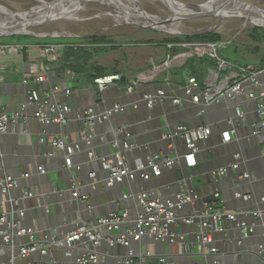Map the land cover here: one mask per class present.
I'll list each match as a JSON object with an SVG mask.
<instances>
[{
	"label": "crops",
	"instance_id": "obj_1",
	"mask_svg": "<svg viewBox=\"0 0 264 264\" xmlns=\"http://www.w3.org/2000/svg\"><path fill=\"white\" fill-rule=\"evenodd\" d=\"M59 1L61 0H31V2L30 0H0V12L9 14L33 7V3L36 6L44 3L56 4ZM168 1L181 12L194 5L207 4L213 0ZM106 2L108 4L85 1L79 5L62 9L57 17L33 19L19 23L21 25L15 32H8L0 37V44L6 46L4 49H0V111L5 110L11 118L16 117H13L15 119L9 122L8 130L0 134V175L8 174L17 177V186L10 190L9 195L12 194L20 200H25L24 206H26L23 208V213H19L20 218L14 217L13 221L20 223L22 227L34 228V241L39 246L47 248V253L44 255L34 252L27 257H22L18 254L17 248L25 243L27 238L14 235L11 237L10 244L0 245V264H23L26 259L31 260L32 264H76V257L83 251L80 245H74L71 248V253L70 251L66 253L65 249L51 245V241L47 240L45 234L51 223L57 222L55 216L57 210L65 211L73 208L72 203H69L73 198L72 191L68 192L66 189L71 183L72 173H69L68 168L65 167L61 153L56 152L52 157H47L46 152L50 150V146L46 142H40L39 137L46 133H58L57 136L68 142L77 139L79 122L76 119V111H83L93 102H95L98 111L105 109L111 103H122L124 109L114 114L110 122L126 126L134 132L138 140L144 142V153H147L148 150L153 153L168 151L171 147L170 155L177 159L185 153L186 148L181 139H178L174 146H166L160 137L164 127L168 128L169 125L175 126L178 123L188 126L204 123L211 127L210 136L199 143L200 150L196 153L197 163L192 170L190 183L181 186V190H191L198 194L199 199L193 204L175 208L178 216L193 215L198 218L200 212L198 208L211 203L221 213L235 212L236 215L239 214L240 207L248 206L255 211L264 209L259 202V197L264 196V131L251 134V131L259 123L254 99L249 98L246 92L236 97L234 100L236 104L222 98L211 103L205 109V113L200 116L197 114L198 106L191 103H186L183 107H175L167 98L149 108L141 98L143 93H154L158 89H164L175 96H184L185 76L192 70L190 68L179 70L180 59L174 61L170 71L159 68L165 58L167 38L169 36H184L182 33L189 32L186 30L193 31L212 25L224 5H213L214 7L204 9L208 12L202 11L194 15L202 18L199 23H186L190 27L180 26L178 29L165 31L171 33L168 35L164 34L161 28L138 25L134 21L129 22L128 18L122 17L124 12L134 13L137 11L135 3L128 10L119 12L109 6L112 5L109 0ZM89 10H94V12L89 13ZM86 12H88L87 15L83 17V13ZM261 13L260 15L264 14ZM234 15L235 18L240 16L238 12ZM120 17L124 18V21H120ZM227 17L228 15L221 22ZM185 19L180 22H184ZM248 20L249 17L241 25L229 23L227 26L221 27L223 33L221 39L227 42L221 48L232 45L235 40L237 45L234 51L240 59L235 63L263 70L264 26H253L250 31L244 33L243 27L246 26ZM106 21L108 22L106 23ZM217 28L216 31H219V24ZM148 29L154 33L151 34ZM255 29L258 30L256 34ZM13 33L26 37L14 38L11 35ZM202 41L207 40L202 39ZM48 44L65 45L70 49L67 51L69 66H73L74 69L79 67L80 71L76 72V69H71L72 74L69 75L66 74L65 68L54 65L47 72V78L44 81L35 82L34 76L42 71L41 62L45 59L43 47ZM79 49L83 51L79 53L80 58L76 61L73 54H76ZM89 52L90 59L86 62L83 61L81 55ZM150 58L154 60V66L149 63ZM81 62L84 63V66H78ZM213 65H199L202 78L205 76L207 68ZM100 69L105 71L114 69L122 74V79L103 91L104 95L102 94V96L105 100L96 101L97 89L93 80L96 77L95 73ZM260 74L254 89L256 93L259 90L264 91V75ZM24 79H27L28 82L24 83ZM129 79H135V86L133 92L128 94L125 92V86ZM69 81L73 84L72 93L67 96L58 92L55 95L56 101L66 104L70 108L68 121L65 125H53L45 129L35 119L33 105H28L29 108L25 112L23 108L21 109V106L27 102V94L30 90L38 88L42 92L49 86H62ZM133 103H136V106H133ZM233 105L240 109L245 119L242 125H238L237 128H234L228 121L231 113L235 111ZM44 111L48 112V108L45 107ZM231 127L234 130H231L233 129ZM98 130L100 133L95 142L99 143L94 142L95 152L100 157L107 156V148L102 142V139L108 137L107 122L98 125ZM224 130L233 131L231 140L225 144L221 141V131ZM235 153L241 154L239 167L235 171L250 173L253 178H250L248 182L237 183L242 179V175L231 177L235 171L229 165L234 161ZM71 158L75 167L79 166L77 170L74 167L73 175L79 182H74L73 187L74 189L80 187L79 193L85 196L83 202L91 204L83 212L85 221L89 224H92L93 217H101L111 210H128L135 213L139 209V205L136 197H133V193L143 188H152L161 197H173L175 189L171 184L179 172L184 174V165L179 160L173 167L163 168L160 175L151 177L147 181H143L139 177L132 183L125 180L122 182L123 185L112 187V193L106 189L108 186L104 187L108 172L102 166L100 158L89 159L84 150L76 151ZM136 161L138 160L131 159L128 164L134 167ZM219 166L227 167L230 174L226 175L224 179L222 178L218 184L219 198L214 200L212 191L217 184L214 171ZM38 168L44 169L45 173H40ZM89 171L96 172V187L82 186L83 181L90 180ZM26 172L29 174L28 177H19ZM28 193H32V195L30 196ZM122 193L127 194L126 200L122 198ZM49 197L53 200H49ZM116 198L118 201L115 200ZM40 199L44 203L43 205H40ZM34 208L38 210V214L33 217L31 213ZM252 211H246L247 213L240 216V219L246 221L247 225L253 227L252 232L241 243H238L241 232L234 221H229L226 218L221 219L217 224L219 230L212 231V243L218 249L216 257L223 264H263L264 259L255 251L264 239V222L262 220L264 212L261 216H257L254 215L255 211ZM5 215L10 217L9 208L0 204V217ZM129 224V222L124 223L122 227L113 231V235L121 234ZM0 227H2V223ZM62 227L59 226L60 236L67 233H62ZM97 229L101 231L102 235L109 233L100 227ZM171 229L173 233L183 234L186 241L193 237L190 226L185 223L172 225ZM53 238L59 239L56 236ZM177 240L176 243L154 242L153 239L145 236L141 242H132L129 247L119 245L114 249L108 243H100L95 250L100 257L98 264H117V258L126 255L130 248L135 254L141 252L143 254L150 253L151 256L164 255L173 264H207L210 262L208 256L203 257L194 255V253L180 254L181 243L178 237ZM239 246L243 247L244 251L239 249ZM199 250L198 244L195 242L193 251L197 253Z\"/></svg>",
	"mask_w": 264,
	"mask_h": 264
},
{
	"label": "built area",
	"instance_id": "obj_2",
	"mask_svg": "<svg viewBox=\"0 0 264 264\" xmlns=\"http://www.w3.org/2000/svg\"><path fill=\"white\" fill-rule=\"evenodd\" d=\"M144 21L139 22L141 23ZM157 21L158 20L155 19L151 22L154 25H158L159 23ZM226 44L227 42L224 40L202 41L198 39L165 43L166 54L159 67L162 70L170 71L176 59H180V67H185L186 61L195 57L196 53L210 57L214 60V65L207 68L206 74L201 82L193 74L186 73L185 84L183 85V97L169 94L164 89H158L154 93H143L141 98L149 108H152L157 102L167 98L175 107H183L186 103H191L200 107L197 114L201 116L205 113L206 107L211 103L217 102L221 98L232 100L241 93L246 92L249 98H257L258 100L256 113L259 117V123L256 125L253 134L264 131V91L259 90L257 93L254 91L258 80L257 77L264 69L262 70L249 65H240L220 57L217 51ZM5 47V45L0 44V49H4ZM43 48L45 59L41 62L42 71L34 76V81L37 83L47 78V72L54 65H56V67L62 66L64 52L66 50V46L60 44H48ZM149 63L152 66L155 65L152 58L149 59ZM184 67L182 69H189V67ZM65 70L66 74H72L69 69ZM167 76L169 75L167 74ZM121 79L122 74L118 72L95 77L93 82L97 89L96 98H100L101 91L108 86H113ZM23 81L24 83L28 82L27 79ZM134 86L135 79H129L125 86V92L128 94L132 93ZM72 88L73 84L69 81L62 86H49L42 92H40L38 88L32 89L27 94V102L21 106V109L23 108L25 112L28 105H33L35 107L34 117L44 128L51 124L59 126L65 125L68 121L70 108L68 105L56 101L55 95L58 92H62L64 95L68 96L72 93ZM133 106H136V103H133ZM45 107L48 108V112L44 111ZM234 107L235 115H233V117L235 120L244 119L240 109L236 106ZM123 109L124 105L122 103L115 102L109 104L105 109L98 111L95 102H93L92 105L87 106L83 111H76V119L79 122L77 139L68 142L55 133H46V135L39 137L40 142H46L50 146V150L46 152L47 157H52L56 152L61 153L65 167L68 168L67 170L69 173H72L70 176V191H72L73 198H80L82 200L85 198V196L79 193L80 187H78L79 189H74L73 187L74 182H79L75 180V176L73 175L75 165L71 162V157L76 151L81 152L84 150L89 159L100 158L99 160L102 166L108 172V177L105 181L108 187H112L115 183H120L124 179L130 181L139 177L143 181H147L151 177L160 175L163 168L169 169L173 167L179 160L182 161L184 167L196 166V153L200 150L199 143L205 141L211 134V127L204 125V123L196 127H189L181 123L174 126V134L179 136L186 148L185 153L177 159L170 155V151L172 150L171 147L168 153L159 151L149 155L145 162L141 161L139 158H135L134 160L138 161H136L134 167L128 164L124 153L120 150L113 151L111 155L98 156L95 152L94 143L95 139L99 136V133L97 134L95 130V120L99 124L106 123L111 121L110 118L114 114L119 113ZM22 115L25 114L22 113ZM13 117L11 118L5 110L0 111V134L8 130L9 122L16 118L13 119ZM231 119L230 116L228 121L232 124ZM125 128L126 126L119 125L113 129V132L116 135L125 130ZM231 130H234V128ZM231 132L228 130L221 132L222 143L225 144L231 140ZM167 135L168 133H164L162 138H166ZM117 142L118 140L115 139L111 143L112 146H116ZM169 145L174 146L173 144ZM240 159L241 154L235 153L234 161L229 165L230 168L234 170L238 169ZM75 169H79V166H76ZM38 171L40 173H45V170L41 168H38ZM215 174L217 176V187L214 189L213 196L219 198L218 184L222 178L225 177L226 167H219ZM241 175L242 178L248 176L253 178V176L246 171L242 172ZM28 176L29 174L26 172L22 173L19 177ZM89 177L92 180L90 185L94 187L97 183L96 172L89 171ZM17 182V177L8 174L0 175V194H9L10 190L17 186ZM180 183L181 186L187 185L185 179ZM134 192L133 197H136L137 204L139 205V209L135 213L128 210L113 211L96 218V223L92 221V224L87 223V221L76 220V223L79 222V224L75 229L68 232L63 239L56 240L53 238L54 236H46L47 240L51 241V245H56L57 247L61 246V248L65 249L64 251H66V253H69V251L71 253V248L74 245H80L83 251L76 257V264H98L100 257L95 248L100 243H108L111 247H114L115 244L129 247L132 242H141L145 236L153 240H163L170 237L171 240L175 239L177 242L178 237L181 243L179 253L185 252L186 254H191L193 252L194 243L189 242V240L186 241L183 234L173 233L171 229L172 225L185 223L195 226L196 230L198 229L200 231L201 237L199 242L204 246L202 249L203 253H206L202 256L207 257L208 253L215 256L212 262H207V264H223L221 260L216 257L218 249L212 243V231H217L218 221L226 218L236 223V226L241 232L238 243H241L245 237H248L253 230L251 225H247L246 221L240 219L241 215L247 213L246 211L239 212L238 215H236L235 212L221 213L213 207L212 203L209 205L205 204L204 209L198 213V218L193 215L178 216L175 212V208L182 207L186 204H193L199 199V195L191 190H180L173 197L165 198L156 197L155 191L152 188H143ZM28 195L31 196L32 193H28ZM241 197L244 198L243 195H241ZM122 198L126 200V198H128L127 194L122 193ZM259 202L264 207V196L259 197ZM0 204L2 205V203ZM19 211L20 214L23 213V209ZM263 212L264 209H259L254 212V215L261 216ZM0 222L2 223V227H0V245H3V243L10 244L11 237L18 235L27 238V241L17 248L18 254L22 257H27L34 252H39L40 255L47 253L46 247L39 246V244L34 241V228L19 226V223L13 221V219L7 220L5 216L0 217ZM127 222L130 224L122 230L121 234L113 235V231H116ZM99 227L108 231V235H102L101 231L97 229ZM255 252L264 259V239L263 242L257 246ZM23 264H32V261L26 259ZM117 264L173 263L169 262L164 255L157 254L151 256L150 253L143 254L141 252L135 254L130 248L126 255L117 258Z\"/></svg>",
	"mask_w": 264,
	"mask_h": 264
},
{
	"label": "water",
	"instance_id": "obj_3",
	"mask_svg": "<svg viewBox=\"0 0 264 264\" xmlns=\"http://www.w3.org/2000/svg\"><path fill=\"white\" fill-rule=\"evenodd\" d=\"M69 1L70 0H61L58 3H56V4L44 3L43 5L33 6V7H30L28 9L24 10V11L13 12V13H10V14H3V13L0 12V22H1V19H3L4 17H7V16H11V15L12 16H17V15L22 14V13L30 12L34 8H44L43 10H48V8L50 6H54V5H57V4H60V6L58 7V12H60L64 8L74 6L75 4L78 5V4L83 3L85 1H96V2H100V3L108 4L106 2V0H78L76 2H73L72 1L70 3H67ZM227 1H232L234 3V2H237L239 0H227ZM109 6L112 9H114L115 11H119L120 12V10L114 8L112 5H109ZM206 6L207 5H205V4L194 5L192 7L187 8L184 11L179 12L178 14H176L175 16L170 17V18H163V17H160V16H157V17H158L159 21L175 22V21H179V20H182L184 18H187L189 16H194L195 14L201 13L202 11H204L205 13L208 12V10H206V11L205 10H201V9L206 8ZM227 11H228V9H227ZM144 13H146V12H144ZM226 15H227V13H225V15H223L222 17H219L218 16L217 19L212 23V25H210L208 27L200 28V29L195 30V31L185 32V33H182V34L183 35H200V34H204V33H208V32L214 31L216 29V27H217L218 22L221 19H223ZM150 16L156 17V16H153V15H150ZM48 18H51V17L36 16V17L31 18L29 20H24V22H28V21L33 20V19H48ZM134 23H137L138 25L140 24V25L152 26V27H155L157 29H160V27H158V26H156V25H154L153 23H150V22H141V23L140 22H134ZM159 24H161V23H159ZM11 32H13V31H11ZM0 34L2 35V33H0ZM260 75H264V71H262V73ZM257 79H258V77H257ZM103 91H101L100 98H96V101L103 100V99L105 100L104 96H102ZM236 97L234 99H232V100H229V102H232L233 104H236L234 102V100L236 99ZM254 100H255V103H256V106H257V104H258L257 98H255ZM28 108L29 107L27 106L26 109L28 110ZM199 108L200 107L198 106L197 109H199ZM233 115H235L234 112L231 113V118H232L231 119V122H232V125L234 126V128L235 127L237 128L238 125H242V123L245 121V119L235 120V118L233 117ZM111 119H112V117L110 118V120ZM95 123H96L94 125L95 126V130H96V133L98 134V133H100V131L98 130V125H101V124L97 123L96 120H95ZM109 124H111V125H109ZM201 124L202 123H200L198 125H195V126H189V127H196V126H199ZM53 125H56V124L47 125V126H45V129H48L49 127H51ZM117 126H119V125H116L114 123H111L110 121L107 122V128H108L107 131L109 133H108V137L105 138V139H103L102 142L105 144V147L107 148L108 155H111L113 151L120 150V151H122L124 153L127 161H130L131 159L134 160L135 158H139L141 161L145 162V160L147 159V157L150 154H152L153 152H151V150H148L147 153H144L143 152V150H144V148H143L144 147V142L139 141L138 138H137V135L134 132H132L131 130H129L128 127H126L125 130H123L122 132H120V133H118V134L115 135L114 132H113V129L116 128ZM164 128L165 129L162 130L161 133H160L161 139L163 140V142H165L166 146H169V144L175 145L177 143L178 139H180V138H179V136H177V135L174 134V126L169 125L168 128L167 127H164ZM253 131H254V129L251 131V134H253ZM164 133H168V135H167L166 138H162V135ZM55 134H58V133H55ZM115 139L118 140L117 145L116 146H112L111 143ZM98 143H96V144H98ZM164 152L168 153V151H164ZM39 165H41V164H39ZM195 167L196 166H194V167H184V174H180L181 172L178 173V175L175 178L174 182L171 184L172 186H174V189H175L173 191L174 194H176L177 192H179L181 190V185H180L181 183L180 182L183 179H185L187 185L190 183V177L192 176V170ZM219 167H222V166H219ZM219 167H217L216 170ZM216 170L214 171V174H215ZM228 170L229 169L226 167V174H225V176L226 175L228 176L230 174V172ZM241 174H242V172L235 171L231 175V177L232 176L233 177H235V176L236 177H239V175H241ZM215 177H216V181H217V176L215 175ZM249 180H250V176L244 177L241 180H238L237 183H245V182H248ZM91 181H92L91 179L88 182H84L83 181L82 182V186H85V185L86 186H91L90 185V182ZM123 181H125V179ZM134 181H136V178L134 180L128 181V183H132ZM122 182L115 183L112 187H116V185H119V184L123 185ZM105 184H106V182H105ZM105 186H107V185H104V187ZM94 187H96V185H94ZM112 187H108L106 189H108V190H110L112 192V189H113ZM216 187H217V184H216L215 188ZM66 189H67L68 192H70L71 183H69V185H68V187H66ZM235 192H237V191L235 190ZM213 194H214V191H212V198L214 200H217L218 198H215L213 196ZM155 196L156 197H161V196L158 195V192L157 191H155ZM161 198H165V197H161ZM50 199H51V197H49V200ZM51 200H53V199H51ZM115 200L118 201L117 198ZM24 201H25L24 199H21L20 200L16 196H13L12 194L11 195H9V194H0V203H2V205L5 206V208H7V207L9 208L10 217H8V216L5 215V217H6L7 220H12V219H14V217H16V219H19L20 218L19 217V213H20L19 210H22L26 206V205L24 206ZM40 201H41L40 202V205H43L44 203L42 202L41 199H40ZM83 201L84 200H82L80 198H72L71 202H69V203H72L73 208H69V210H65V211H63V210L62 211L61 210H57L56 211V215H55L56 218H57V222L51 223V225L49 227L50 232L48 230L45 233L47 235V237L48 236H56L59 239H63L65 235H63V236H60L59 235V233H58L59 232V226H63L62 227V233L65 234L66 232L68 233L71 230L75 229V227L79 224V222L76 223V220L85 221L86 219H85V217L83 215V212H85V210L88 209V207L91 204L85 203ZM51 202H54V201H51ZM6 204H7V207H6ZM204 206L205 205H203L202 207H199L198 209L201 211V210L204 209ZM238 210L240 212H244V211H252L254 209L253 208H250L248 206H245V208L244 207H240ZM110 212H113V210H111V211H109V212H107L105 214H108ZM37 214H38V210L36 208H34L33 209V212L31 213V215L34 217V216H37ZM9 218H11V219H9ZM92 220H93L94 223H96V218L93 217ZM262 220L264 222V218H262ZM181 225H182V223H181ZM185 225H188V224H185ZM19 226H22V225L19 223ZM189 226H190V229L192 230V236H193L191 238V240H189V242H192V243L197 242V244L199 245L198 248L201 250V251L199 250L197 253H195L194 251L192 253H194V255L197 254V255H201V256L204 255V254H206V253H203V251H202V249L204 248V246L199 242L200 241V237H201L200 231L198 229L196 230L195 226H192V225H189ZM192 227H194L195 229H193ZM195 236H196V239H194ZM154 242H169V243L175 242L176 243L177 241L175 239L171 240L170 237H167V238H165L163 240H154ZM117 247H118V245L115 244L114 245V249L117 248ZM59 248H61V246ZM239 249H241V250L244 251V248L243 247H240L239 246ZM180 254H186V253L185 252H180ZM207 256L210 258V263L215 258V256L213 254H210V253H208ZM237 260H238V257H237Z\"/></svg>",
	"mask_w": 264,
	"mask_h": 264
},
{
	"label": "rangeland",
	"instance_id": "obj_4",
	"mask_svg": "<svg viewBox=\"0 0 264 264\" xmlns=\"http://www.w3.org/2000/svg\"><path fill=\"white\" fill-rule=\"evenodd\" d=\"M46 1H49V0H46ZM115 1L114 0H109V3H112V5L115 6L116 8H118L119 10H122L123 9L122 11H126V10H128L127 7L129 8L132 4L136 3L135 5L138 8L137 9L138 12H140V13L141 12H143V13L146 12V13H148L150 15L161 16V17H164V18H170L172 16H175V14H177L180 11L177 7H174L173 4H171V2H169L168 0H127V1L126 0H115ZM177 1H182V0H177ZM30 2H31V0H30ZM57 5L59 6V4H57ZM32 6H35L34 3H33ZM36 6H38V5H36ZM212 7H214V6H212ZM56 11L57 10L50 11V12H48L47 15L52 16V15L55 14ZM137 11H135L134 13L128 12L129 13L128 15H125V13H122V17L128 18L129 19L128 20L129 22H133V21L136 22L137 20L144 21L145 19L142 16L143 14H138V13H136ZM18 12H20V11H18ZM91 12H94V10H89V13H91ZM228 12H229V15H228L227 19H225L222 22H221V20H222L221 19L218 22V24H219V31H216L218 29L217 27L215 29L216 33H219L221 35V37L223 36L222 35L223 33L221 31V29H222L221 27L223 25H226L227 26L229 23L230 24L235 23V24L241 25V24L245 23V21L247 20V17H249V20L247 21L246 26L243 27V30H245L244 33H246V31H250V29L253 26H256V25H262V26H264V14L263 15H260L261 12L264 13V0H241L240 2L237 1V2H235L230 7V10ZM236 12H238V14L240 16L235 18L234 17L235 16L234 13H236ZM87 13L88 12L83 13V17L86 16ZM17 16H12L11 15V16H7V17H4V18H7V19L10 20V19H14ZM122 17H120V21H124L123 20L124 18H122ZM134 17H137V18L135 19ZM150 19L151 20H155V18L152 17V16L150 17ZM201 20H202V18H200V17H197V16H189L185 20H183L184 22H180L182 20L175 21V22H166V21H159V22L162 25L167 26L170 29H178V28H180V26L190 27V26H187L186 23L196 24V23H199ZM108 21H106V23ZM110 23H112L111 20H110ZM20 25L21 24L12 25V26L10 25L11 27L8 26L5 29L4 28H0V31L1 30L3 31L2 32V35H5L8 32L10 33L11 31H14L15 32V30L17 28H19ZM88 26H90V24H88ZM85 27H86V25H85ZM121 28L123 29V26ZM198 29H200V28H197V29H194V30L192 29V30L195 31V30H198ZM148 31L151 32V34L154 33L150 29H148ZM161 31H164L163 32L164 34L167 33L168 35H171V33L165 32V30H161ZM186 31H190V30H186ZM11 35L14 38H16L18 36L20 38L26 37L24 35H18L17 33H13ZM0 37H1V34H0ZM236 45H237V42H235V40H234V42H233L232 45H229L226 48H219L218 51H217V53H218V55L220 57H222V58H224V59H226L228 61H231V62H234L235 63V61H239L240 60L237 57V55H236V53L234 51V48H235Z\"/></svg>",
	"mask_w": 264,
	"mask_h": 264
},
{
	"label": "trees",
	"instance_id": "obj_5",
	"mask_svg": "<svg viewBox=\"0 0 264 264\" xmlns=\"http://www.w3.org/2000/svg\"><path fill=\"white\" fill-rule=\"evenodd\" d=\"M255 34L258 32L257 29L254 30ZM264 33V30H263ZM221 35L219 33H216V31H211L208 33H204V34H200V35H184V36H169L167 38L166 42H172V41H179V40H193V39H200V40H207V41H220L221 39ZM70 50L68 48H66L65 52H64V57H63V64L61 67L65 68V69H74L73 66H69V54L67 53V51ZM81 51H83L82 49H79L78 52H76V54L74 53L73 55L75 56L76 61L79 60L80 55L79 53H81ZM67 53V54H66ZM81 56H83V61H87L88 59H90V52L89 53H83ZM213 65L214 64V60L211 59L210 57L206 56V55H202L200 53H196L195 57L189 59L188 61H186L185 63V67H189L192 70V74L196 75V77L198 78V80L201 82L202 81V72L201 69L199 68V65ZM197 65V66H196ZM78 66H84V63H79ZM184 67V66H183ZM183 67H179V70H181ZM184 67V68H185ZM76 69V70H75ZM75 71L79 72L80 68L75 67ZM114 71V69H111L109 71H105L100 69L99 71H97V73H95L94 76H101V75H106V74H111L109 72ZM117 72V71H114ZM113 72V73H114Z\"/></svg>",
	"mask_w": 264,
	"mask_h": 264
},
{
	"label": "bare ground",
	"instance_id": "obj_6",
	"mask_svg": "<svg viewBox=\"0 0 264 264\" xmlns=\"http://www.w3.org/2000/svg\"><path fill=\"white\" fill-rule=\"evenodd\" d=\"M76 2V1H78V0H70L69 2H67V3H70V2ZM115 1V0H114ZM127 1V0H126ZM240 1V0H239ZM116 2V1H115ZM235 3V2H234ZM232 1H227V0H213V1H211L210 3H207V4H205V5H207L206 6V8H209V7H211V6H213V5H220V4H223L224 5V8L220 11V13L218 14V16L219 17H222L223 15H225V13H227V15H229V10H230V7L234 4ZM118 4V3H117ZM123 4V3H122ZM136 4V3H135ZM76 5V4H75ZM124 5V4H123ZM59 6H60V4H59ZM58 5H54V6H50L49 8H48V10H43L44 8H34L32 11H30V12H27V13H22V14H19L17 17H15L14 19H7V18H3V19H1L2 21L0 22V28H7L8 26H12V25H15V24H19V23H23L24 22V20H29V19H31V18H34V17H36V16H42V17H57V16H59V12H58V7H59ZM122 7V6H121ZM139 7V6H138ZM61 8V7H60ZM123 8V7H122ZM206 8H204V9H206ZM127 9H128V7H127ZM204 9H201V10H204ZM227 9H228V11H227ZM54 10H57L56 12H55V14L54 15H52V16H46L47 14H48V12H50V11H54ZM123 10V9H122ZM58 12V13H57ZM124 12V11H123ZM125 13V15H128L129 13H127V12H124ZM136 13H138V14H143L142 16L144 17V19H145V21L144 22H150V23H152L151 21V19H150V15L149 14H147V13H143V12H136ZM135 19L137 18V17H134ZM146 18H149V19H146ZM155 19H157V20H159L158 19V17H154ZM136 22H139V20H137ZM10 26V27H11ZM156 26H158V27H160L161 29H163V30H165V31H171V30H173V29H170V28H168L167 26H164V25H157L156 24ZM11 29V28H10ZM22 31V30H21ZM3 31L1 30L0 31V33H2ZM4 34V33H3Z\"/></svg>",
	"mask_w": 264,
	"mask_h": 264
},
{
	"label": "flooded vegetation",
	"instance_id": "obj_7",
	"mask_svg": "<svg viewBox=\"0 0 264 264\" xmlns=\"http://www.w3.org/2000/svg\"><path fill=\"white\" fill-rule=\"evenodd\" d=\"M240 1H241V0H240ZM240 1H239V2H240ZM147 14H148V13H147ZM135 24H137V23H135Z\"/></svg>",
	"mask_w": 264,
	"mask_h": 264
}]
</instances>
